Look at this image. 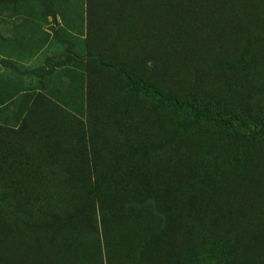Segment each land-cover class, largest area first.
Segmentation results:
<instances>
[{
	"label": "rangeland",
	"instance_id": "rangeland-1",
	"mask_svg": "<svg viewBox=\"0 0 264 264\" xmlns=\"http://www.w3.org/2000/svg\"><path fill=\"white\" fill-rule=\"evenodd\" d=\"M0 264H264V0H0Z\"/></svg>",
	"mask_w": 264,
	"mask_h": 264
},
{
	"label": "trees",
	"instance_id": "trees-1",
	"mask_svg": "<svg viewBox=\"0 0 264 264\" xmlns=\"http://www.w3.org/2000/svg\"><path fill=\"white\" fill-rule=\"evenodd\" d=\"M130 90L132 93H135V94L140 93V92H145V93L150 92L152 93L153 97L156 100L160 101L161 103H163L164 105L168 107H174L175 109H178V110L187 109L191 117L197 121L201 119H213L217 121L218 123L225 124V125H233L235 121H238L236 118H233L232 120H226L218 112H213L206 108L202 109L194 105L181 103L179 102L178 99H176V97L164 96L160 92H158L154 87H152L149 84L143 83V82H140L138 84L131 83Z\"/></svg>",
	"mask_w": 264,
	"mask_h": 264
},
{
	"label": "crops",
	"instance_id": "crops-1",
	"mask_svg": "<svg viewBox=\"0 0 264 264\" xmlns=\"http://www.w3.org/2000/svg\"><path fill=\"white\" fill-rule=\"evenodd\" d=\"M45 49H46V48H45ZM45 49H44V50H45ZM68 68H70V67H68ZM59 70H61V69H59ZM59 70H58V71H59Z\"/></svg>",
	"mask_w": 264,
	"mask_h": 264
}]
</instances>
